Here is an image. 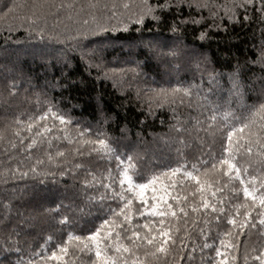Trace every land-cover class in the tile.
Instances as JSON below:
<instances>
[{
	"label": "snow or ice",
	"instance_id": "obj_1",
	"mask_svg": "<svg viewBox=\"0 0 264 264\" xmlns=\"http://www.w3.org/2000/svg\"><path fill=\"white\" fill-rule=\"evenodd\" d=\"M220 7L211 0H110L102 5L89 3L83 7L64 0H29L28 3L0 0V18L11 21L9 32L23 28L29 44L53 49L57 53L55 62L60 64L59 75L54 77L47 75L54 65L43 64L46 75L42 83H33L34 79L39 81L38 75L30 74L34 70L26 71L15 64L11 69L8 66L0 68V73H3L0 75V112L8 126L14 125L17 130L24 129L29 133L25 138L16 131L17 142L9 141L0 152V264H44L52 259L73 264L64 260L68 255L67 247L59 245L50 256L31 252L33 257L39 256V260L23 259L22 253L29 251L28 236L31 232L38 228H52L55 216L59 215H64V219L58 222L61 229L72 227L78 223L77 213L81 205L88 204L96 214L92 216L89 211L88 234L83 238L82 246H77L78 253L84 254L82 261L86 264H205L206 261L207 264H238L239 234L245 237L242 261L249 264V237L253 233L259 242V255L251 259L264 264V40L261 41L257 61L253 62L261 65L258 74L249 68L251 75H248L239 61L233 65L230 28L215 23L216 19L224 18L219 16ZM185 9L189 10L186 16ZM238 9L244 13L239 20L236 19ZM203 10L209 12L214 23L197 32L196 28L205 25L208 18H197L192 12ZM225 17L229 24L247 26L259 22L264 25V0H233L232 5L225 8ZM49 20H55V25L49 26ZM63 20L69 23L64 24ZM189 29L195 35L192 41L185 39ZM115 32L128 33L132 38L117 44L120 39L112 35ZM261 35L264 36V29ZM212 43L223 44L227 49L223 62L219 56L209 55ZM117 45L125 57L118 62L134 65L127 71L147 86L145 95L137 94L140 103L143 104L145 99L148 101L146 116L155 114L153 105L157 108L164 104L172 106L177 99L181 105L187 101V107L199 115L212 114L204 121L192 116L181 120L183 113L173 109L169 131L160 137L176 147L178 155L187 149L198 151L203 156V145L208 144V160L202 161L199 156H194L196 163L191 171L181 173L180 168H171L161 173L169 176L180 173L194 182L195 191L190 195L193 202L189 198L170 195L168 186L157 188V176H148L139 168L135 170V179L143 182L134 183L132 176L122 172L119 179L122 191L116 194L106 191L93 202L90 192L98 191V188L88 183L86 177L104 161L115 160L119 167H124V158L131 163L135 157L122 153L121 149L130 148L134 141L130 136L131 130L122 123L126 119L120 111L124 105L109 107L95 86L89 88L83 73L78 74L76 68L69 67V54L79 51L82 57L91 53V57L100 59L106 49ZM125 47L127 51H124ZM216 64L231 70L218 71ZM95 67L106 69L103 63ZM181 72L185 76L190 74L191 80H181ZM119 74L125 75L126 72L120 70ZM103 75L116 80L117 72L105 70ZM197 77L200 83H192ZM161 82L170 86H150ZM37 88L39 91L32 94L38 97L42 114L35 116L20 111L18 101L22 91L26 93ZM247 100L256 102L249 104ZM232 105H236L242 115L227 123L218 158L211 151L216 147L209 139L211 129L221 115L227 121L229 113H222V110ZM48 117L53 121L51 129L47 124ZM193 120L196 125H201L199 129L192 125ZM41 121L44 122L43 127L38 123ZM205 124L207 127H203ZM113 125L118 129V135H109L106 131ZM52 131L63 135L52 137ZM192 131H196L195 138L191 136ZM201 131L203 137L200 136ZM234 134L237 137L235 141ZM139 135L137 132V139ZM53 140L57 145L60 141L66 142L69 150L54 148ZM238 154L242 156L243 163L239 160L233 163ZM208 164L213 170L217 164L223 166L228 181H239L241 189L238 191H242L244 203L230 204L223 198L217 200L216 192H211L209 198L212 185L200 179V168ZM237 164L241 166L237 167ZM250 171L261 173L260 178L253 175L251 179H245ZM125 186L127 191L135 192L139 201L137 222L133 221V199L124 195ZM100 187L107 190L109 185ZM117 197L121 201L118 210L110 206ZM65 200L69 201L67 205ZM46 204L56 207L45 208ZM139 219H143V223ZM44 220L48 223L43 224ZM218 221L228 226L223 236H231L235 243L220 238V247L215 248L214 256L205 257V250H210L209 244H198L188 230L190 228L200 238L207 237L210 225ZM175 222H179L181 227H177ZM76 240L81 238L76 237ZM221 248L225 250L221 251ZM41 252H44V246H41Z\"/></svg>",
	"mask_w": 264,
	"mask_h": 264
},
{
	"label": "trees",
	"instance_id": "obj_2",
	"mask_svg": "<svg viewBox=\"0 0 264 264\" xmlns=\"http://www.w3.org/2000/svg\"><path fill=\"white\" fill-rule=\"evenodd\" d=\"M21 3H28L29 0H19ZM66 3L75 2L78 6L83 7L89 3H100L101 5L104 3H109L110 0H64ZM121 2H125V0H121ZM138 2V0H137ZM152 2V0H149ZM217 5H221L218 10L219 16L224 17L223 19H216L215 23L224 25H228L230 28L229 35L232 37V45H231V62L233 65L240 62V64L244 67V71L251 75V72L248 71L251 68L257 74L259 73V68L261 65L259 63L254 64V61H257L260 55V44L261 41L264 40V36L261 35L262 29H264V25H261L259 22L250 24V25H237L235 23L229 24L227 18L225 17V8L230 7L233 3V0H211ZM188 9L184 10V15H188ZM243 10L236 11V19L239 20L243 16ZM193 16H205L207 17V21L205 25L198 26L196 31L203 30L206 28L208 24H213V18L209 14L207 10L203 11H193ZM183 18V17H182ZM63 19V17H61ZM11 21H5L0 18V68L4 66H8L9 69L12 68V65L15 64L18 68H23L27 70H34V73H30L33 75L39 76V81L36 79L33 80V83L43 82L46 73L43 69V64H53L54 67L49 68L47 75L50 77L58 76L60 64L55 62L54 57L57 53L53 49H44L38 45L29 44L25 40V31L23 28H14L11 33L8 30V24ZM56 23L55 20H49V26H54ZM64 24H68L69 21L63 20ZM26 27V26H25ZM112 35H117L119 37V41L117 44L123 43L132 37L129 36L128 33L115 32ZM185 39L187 41H192L195 39V35L192 30L186 34ZM6 41H8L6 43ZM35 43V42H31ZM209 55L212 57L219 56L221 62H223L224 53L227 49L223 44L217 45L212 43L209 45ZM219 49V51H217ZM124 51H127L125 47ZM70 59L68 61L70 68H76L77 73H83V78L88 82L89 88L95 86L97 91L101 93L109 107H116L120 104H123L124 107L120 110L121 115L126 119L122 121V123H126L127 127L131 130L130 136L134 141V144L130 148H122L121 152H127L129 155L134 156L135 158L129 163L127 158L123 159L124 167H119L115 160L104 161L98 163L96 167L92 170V174L86 177L88 183L92 184L95 188H98V191L90 192V195L93 197V202L98 200L101 196L105 194L107 191L109 194H116L122 191V188L119 184L120 173L126 172L128 176L133 177L134 183H140L143 181H138L135 179V170L137 168L141 169L148 176L156 175V187H164L168 186L169 194L179 196L182 198H189L192 193H194L195 189L193 188L194 182H190L185 176L177 173L174 176L169 175H161V173L167 172L168 169L171 168H180V172L191 171V167L196 163L194 156H199V159L202 161L208 160V144H204L203 148L205 154L203 156L199 155L198 151L192 150L189 151L184 149L178 155L176 151V147L171 144L165 142V139H161L160 137L164 136L169 131V123L173 122L171 120V114L173 109H176L178 113H183L180 115V119L184 120L189 116L196 117L201 121H204L207 116L212 115L211 113H206L204 115H199L197 111L192 108L187 107V101H185L184 105H181L179 99H177L176 103L172 106L168 104H164L163 107L157 108L153 105V112L155 113L152 116H146L145 113L148 111V101L145 99L144 103H140L137 101V94L141 95L146 94V85L142 82L141 79H137L135 75L127 71L134 67V65H127L118 62L119 60L125 59L123 54L119 48V46H115L113 48L106 49L102 54L100 59H96L91 57V53H89L88 57H82L79 51L75 53L69 54ZM71 57H74L71 58ZM140 59V57H137ZM247 61V64L245 62ZM60 63H63L61 61ZM103 63L106 65V69H97L95 67L96 64ZM78 66V67H77ZM216 68L218 71L228 72L229 69L227 66L221 67L220 64H216ZM66 70V69H65ZM105 70H116L117 76L116 80L112 78H106L103 75V71ZM120 70H124L126 72L125 75H120ZM89 73L91 74V78L89 77ZM3 75V73H0ZM179 78L181 80H191V75L185 76L183 72L179 74ZM159 79V77H156ZM225 79H227L225 77ZM175 83V81H173ZM192 83L199 84L200 80L197 79L192 80ZM2 84V81H0ZM153 88L159 87H169L170 85L164 84L163 82L159 84H151ZM206 86V85H205ZM39 89H32L29 92H23L19 98V103L21 104L20 111H27L30 115L39 116L42 114V105L40 104L38 97L33 95V92H38ZM86 100L87 97L85 96ZM27 100L28 103H24ZM249 104L256 102L255 100H247ZM223 112H228L227 121H224L223 116L221 115L215 121V127L211 129L212 136L209 137L212 143L216 145L213 148L212 154L219 158L220 153V144L223 136L226 135L225 129L227 127V123L232 122L234 118L240 117L242 115L241 111L236 107V105H232L231 108H226L222 110ZM11 119V117H8ZM139 121H144L143 124H140ZM163 121V123H162ZM40 127L44 126V122H38ZM48 127L51 129L53 121L51 117L47 118ZM192 125L199 129L201 125H196L195 120H193ZM60 126L57 125V128ZM203 127H207V125H203ZM33 129H36V125H33ZM16 131H20L22 137H27L29 133L24 129L17 130L14 125L8 126L5 121V116L2 112H0V152L4 151V146L9 141L12 143H16V137L14 133ZM106 131L109 135H118V129H115V125L110 128H106ZM247 131V130H246ZM139 133V139H137L136 133ZM52 137L57 135H63L62 132L52 131L50 133ZM203 132H200V136L203 137ZM191 136L193 138L196 137V131L191 132ZM85 139H90L85 137ZM91 139H95L92 137ZM237 139L236 134L233 135V140ZM54 148H63L65 151L69 150V145L60 141L59 145H57L56 141L53 140ZM71 147H75L72 145ZM242 151V150H241ZM241 161L242 156L238 154L236 156V161ZM2 163V160H0ZM240 164H237V167H240ZM197 167L199 165L197 164ZM226 169L217 164L215 170L212 169L211 164H208L205 168H200V179L202 182L207 181L212 185L211 191L209 192V198H211V192H216V199H224L230 204H241L244 203V197L242 191H238L241 189L238 180L228 181L224 175ZM228 175H232V173H228ZM255 175L257 179L260 178L261 173L249 172L248 177H242L245 179H251V177ZM102 184L109 185V188L106 190L103 187H100ZM259 187V185H257ZM124 195L128 198L133 199L132 205V214L133 221L137 222L136 216V207L139 204L138 199L136 198L135 192L127 191V188L123 189ZM146 195H151V193H146ZM199 197L197 196L196 200L198 201ZM171 203V199L169 200ZM190 202L191 201L190 199ZM69 201L65 200L64 204L67 205ZM121 201L115 198L110 202V206L113 208H117L120 205ZM56 206L53 204H46L45 208H55ZM183 207V205H181ZM91 210L92 216H94L95 209L91 208V204L81 205L79 212L77 213L78 223L74 224L72 227L61 229L59 227L58 222L64 219V215L55 216L53 221L52 228H38L35 232H31L28 236L29 241V251L22 253V258L26 260L36 259L39 260V256L33 257L31 252H40L41 255L47 254L50 256L51 251L56 250V246L59 245L61 247H67L68 255H65V261H72L73 264H86V262L82 261L83 253H78L77 246H82V241L85 236H87V229L90 227L88 221L91 220V216L89 215V211ZM36 211H43L42 209H36ZM113 219H115L113 217ZM202 219V218H201ZM140 223H143V219H139ZM43 224H47V220L42 221ZM117 223H119L117 221ZM177 227H181L179 222H175ZM118 230V229H117ZM189 234L193 235V237L197 240L198 244H202L204 242L208 243L210 246V250H205V257H212L215 254V248L220 247L219 240L220 238H224L228 242L235 243V240L231 236H223V233L228 231V226L223 221H218L210 225L208 236L200 238L196 234L191 232L189 228ZM245 231H248L245 229ZM71 233V236L68 235ZM183 234V233H179ZM240 235V245L237 249L238 256V264H243L242 257L244 255L243 242L245 237L243 234ZM76 237H80L81 240H76ZM115 240V236H113V241ZM126 243V241H123ZM41 246H44V252H41ZM189 246H191L189 244ZM255 249V251H253ZM224 248H221V251H224ZM78 253V254H73ZM59 254V253H58ZM249 264H259L258 261L253 262L251 257L259 255V242L256 239L255 233H253L249 237ZM91 255V254H89ZM15 259V257H13ZM44 264H64L63 261L57 262L56 260H47ZM207 264V261L205 262Z\"/></svg>",
	"mask_w": 264,
	"mask_h": 264
}]
</instances>
